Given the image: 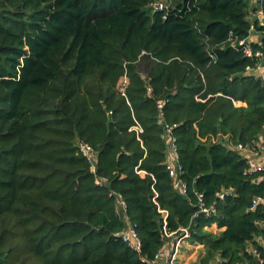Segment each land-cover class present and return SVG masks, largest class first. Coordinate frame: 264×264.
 <instances>
[{
    "label": "trees",
    "instance_id": "16d2710c",
    "mask_svg": "<svg viewBox=\"0 0 264 264\" xmlns=\"http://www.w3.org/2000/svg\"><path fill=\"white\" fill-rule=\"evenodd\" d=\"M158 1L0 0V264H149L195 218L197 264H264V171L235 149L264 138V81L247 73L264 57L234 43L258 34L264 52L260 6ZM120 200L141 251L114 235Z\"/></svg>",
    "mask_w": 264,
    "mask_h": 264
},
{
    "label": "built area",
    "instance_id": "2783aa9c",
    "mask_svg": "<svg viewBox=\"0 0 264 264\" xmlns=\"http://www.w3.org/2000/svg\"><path fill=\"white\" fill-rule=\"evenodd\" d=\"M255 1L253 4H257L260 6V8L256 12H251L253 16H257L261 23L262 18L264 19V0H253ZM168 1H158L153 3L154 10H164L168 7ZM263 24V23H262ZM254 30V28H252ZM253 39V34H251L248 38L240 39L236 42H234L237 46H239L244 54L248 57H257V58H263L264 52L262 50H254L253 49V43H255ZM145 53V51H143ZM247 73L254 74L256 77L262 79L264 81V62L257 64L255 67H247ZM128 83V79L125 76L121 83H120V89L123 94H125V88ZM167 101H160L159 107L163 108V106L166 104ZM166 130H167V141H168V147H169V155L167 160V168L170 172V175L174 178L176 183L179 186L180 191L185 194L186 193V184L182 181L180 175L183 172V167L180 164L179 160V154H178V147L176 144V138L174 137L172 133L173 127L175 125H170L168 123L165 124ZM134 129L141 133L143 132V128L138 124L134 127ZM214 141L216 139H213ZM258 146V150H255V153H251L250 151H253L254 149L250 146H244L241 143H238L235 145V149L239 150V152L244 155L247 158V162L249 165V170L253 172L257 171H264V138H262L259 142L256 143ZM80 151L82 154L91 162L92 164V170L96 171V164H97V156L92 148V146L86 142L80 143ZM97 182L101 184L103 180L97 179ZM225 195V192H220L219 196L220 198H223ZM199 199L201 201V211L206 214V216H210L212 214L216 213L215 207H206L204 206L202 194L198 193ZM264 202V198H256L253 202L252 209H254L259 203ZM120 210H123V217L124 221L126 223V227L116 232L114 235L116 238H119L123 240L124 242L128 243L133 249L137 251H141L142 249V241L138 235V232L136 230V225L133 224L129 217L126 215V204L123 200H120ZM166 220H165V227H166ZM189 228H180L177 231L174 232H167L165 230L166 235L171 239V241L166 242L164 246L160 249L158 254L156 255V258L154 260H151L149 264H160V261L162 264H180V256L182 252V247L188 238L191 237V233L188 231Z\"/></svg>",
    "mask_w": 264,
    "mask_h": 264
},
{
    "label": "crops",
    "instance_id": "0c3cea01",
    "mask_svg": "<svg viewBox=\"0 0 264 264\" xmlns=\"http://www.w3.org/2000/svg\"><path fill=\"white\" fill-rule=\"evenodd\" d=\"M254 37H255V41H257V42L260 41V37H259L258 34H254ZM235 104L238 105V106H241V105L242 106H246L247 105L245 102H241V101H237ZM224 137L227 139V136H224ZM250 152L253 154V153H255V150L250 151ZM207 228L209 230H212L213 232H220L221 230H223V228L220 229L216 223L212 224L210 227H207ZM185 243H187V241H185L184 244ZM262 244H264L263 241H262ZM203 252H204V246L202 244H200L199 242H197V243H189L188 244V249L185 250L184 253L181 252L180 264H197L200 256L203 254ZM160 264H162L161 261H160Z\"/></svg>",
    "mask_w": 264,
    "mask_h": 264
},
{
    "label": "rangeland",
    "instance_id": "374dc122",
    "mask_svg": "<svg viewBox=\"0 0 264 264\" xmlns=\"http://www.w3.org/2000/svg\"><path fill=\"white\" fill-rule=\"evenodd\" d=\"M255 1H253V0H251V3L253 4ZM252 11V10H251ZM252 12H254V11H252ZM252 17V16H251ZM253 39L255 40V37H254V35H253ZM185 241H187V243H185V244H183L184 246L182 247V252L184 253L185 252V250H187L188 249V244L189 243H197V242H199L198 241V239L195 237V236H191L189 239H187V240H185ZM197 249V248H196ZM193 253V252H192Z\"/></svg>",
    "mask_w": 264,
    "mask_h": 264
},
{
    "label": "water",
    "instance_id": "95a60500",
    "mask_svg": "<svg viewBox=\"0 0 264 264\" xmlns=\"http://www.w3.org/2000/svg\"><path fill=\"white\" fill-rule=\"evenodd\" d=\"M262 23L264 24V19L262 18ZM250 74V73H248ZM185 196V195H184ZM195 221H196V218L193 220L190 228L188 229V231L192 234L193 233V230H194V225H195Z\"/></svg>",
    "mask_w": 264,
    "mask_h": 264
}]
</instances>
